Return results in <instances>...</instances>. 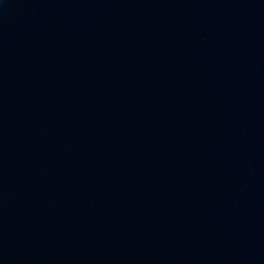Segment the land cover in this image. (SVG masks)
Segmentation results:
<instances>
[{
    "label": "water",
    "instance_id": "1",
    "mask_svg": "<svg viewBox=\"0 0 264 264\" xmlns=\"http://www.w3.org/2000/svg\"><path fill=\"white\" fill-rule=\"evenodd\" d=\"M0 264H264V0H0Z\"/></svg>",
    "mask_w": 264,
    "mask_h": 264
}]
</instances>
